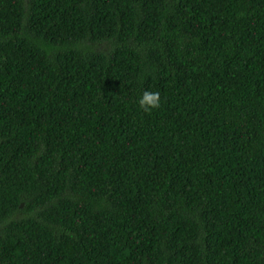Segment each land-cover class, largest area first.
I'll use <instances>...</instances> for the list:
<instances>
[{
    "label": "trees",
    "instance_id": "trees-1",
    "mask_svg": "<svg viewBox=\"0 0 264 264\" xmlns=\"http://www.w3.org/2000/svg\"><path fill=\"white\" fill-rule=\"evenodd\" d=\"M0 264H264V0H0Z\"/></svg>",
    "mask_w": 264,
    "mask_h": 264
},
{
    "label": "clouds",
    "instance_id": "clouds-1",
    "mask_svg": "<svg viewBox=\"0 0 264 264\" xmlns=\"http://www.w3.org/2000/svg\"><path fill=\"white\" fill-rule=\"evenodd\" d=\"M139 107L146 113L161 108L160 93L152 91H144L138 100Z\"/></svg>",
    "mask_w": 264,
    "mask_h": 264
}]
</instances>
